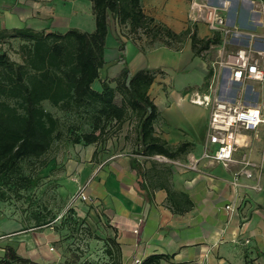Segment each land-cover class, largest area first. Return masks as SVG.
Instances as JSON below:
<instances>
[{
    "label": "crops",
    "instance_id": "1",
    "mask_svg": "<svg viewBox=\"0 0 264 264\" xmlns=\"http://www.w3.org/2000/svg\"><path fill=\"white\" fill-rule=\"evenodd\" d=\"M216 1L226 8L231 1L237 2ZM141 5L146 16L177 35L193 26L200 39L212 36L205 14L197 12L200 5L192 13L184 0H142ZM257 11L264 13V0H244L235 3L225 18L249 49L253 45L264 48L256 42L263 32ZM130 45L132 74L140 70L165 73L149 90L159 111L155 136L173 151L185 143L192 148L176 160L164 157L176 161L174 166L149 168L141 159L152 157L136 154L137 149L134 155H116L83 166L79 181L88 186L89 200L80 212L93 206L110 227L122 264H138L154 255L166 257L161 264H264V174L251 169L248 179L243 172H234L237 153L227 167L203 156L210 113L195 101L206 96L199 89L207 76L205 62L194 55L190 40L178 51L161 46L148 51ZM117 67L121 70L118 63ZM240 142L244 145L241 152L251 144L249 137ZM193 151L201 153L199 160H193ZM58 242L50 223L25 229L18 222L0 219V260L5 249L12 247L37 264H58Z\"/></svg>",
    "mask_w": 264,
    "mask_h": 264
},
{
    "label": "trees",
    "instance_id": "2",
    "mask_svg": "<svg viewBox=\"0 0 264 264\" xmlns=\"http://www.w3.org/2000/svg\"><path fill=\"white\" fill-rule=\"evenodd\" d=\"M95 17L92 33L71 29L65 34L35 31L31 28L0 30V44L8 40L29 42L30 55L24 64H18L6 53H0V95L19 98L23 102V117H15L0 107V201L11 198L22 200L26 193L38 187L40 178L27 171L25 165L45 156L52 144L60 140L63 131L60 122L44 112L41 103L49 100L56 107L73 113L87 115L91 122L90 132L69 137L73 145H96L104 142L113 123L122 126L132 115L138 120L137 153L143 157L163 156L176 160L192 148L181 144L174 151L155 136V123L159 111L149 96L160 70H140L132 74L128 44L133 36H144L149 45L163 46L169 50H180L185 41H191V50L201 57L214 46L223 43L220 33L209 39H200L195 27L177 35L166 26L145 15L142 0H89ZM112 26L125 28L122 37L117 35L119 47L117 63L120 72L112 79H101L100 71L106 65L107 40ZM179 48H174L175 44ZM134 54V53H132ZM34 72V78L29 73ZM213 77L208 71L205 83ZM100 82L101 91L93 89ZM115 85V86H113ZM46 165H43V168ZM37 227L49 224L38 214L34 216ZM117 244V243H116ZM119 259L114 264H122ZM109 254L113 256L110 251ZM164 255L150 256L140 264H161ZM0 264H37L21 257L12 247L5 249Z\"/></svg>",
    "mask_w": 264,
    "mask_h": 264
},
{
    "label": "rangeland",
    "instance_id": "3",
    "mask_svg": "<svg viewBox=\"0 0 264 264\" xmlns=\"http://www.w3.org/2000/svg\"><path fill=\"white\" fill-rule=\"evenodd\" d=\"M240 1L244 0H237V2ZM184 2L191 13L197 11L196 9L200 5L201 8L197 12H203L205 18L209 10H204L203 7L217 8L219 13L226 18L230 8L237 3L231 1L226 8L223 5L220 7L216 5L218 3L216 0H184ZM17 15L20 21H17ZM25 27L35 31H44L46 34H65L71 29L92 33L95 30L92 3L89 0H0V30ZM124 32L128 31L125 28L112 26L106 50V65L100 71L102 80L112 79L119 73L120 68L117 67L116 57L119 56L117 49L120 46L116 44V38L118 34L124 37ZM132 39L135 42L127 41L124 37L131 53L133 48L130 44L136 45L138 49L148 51L160 46L157 44L151 47L144 36L137 35ZM245 41L240 38H235L232 41L229 39L220 46L212 47L200 57L207 66V73L210 70H213V73L214 70L217 74L220 73L215 82L214 78H211L208 84H203L199 88L201 92H206V95H211L214 92L227 97L239 90L237 85L228 89L225 81L226 73L221 68L219 70L217 63L221 58H227L239 50H249ZM180 46L177 43L174 48ZM31 50L29 42L21 40H8L4 44H0V53H6L11 60L18 64L25 63ZM164 74V71L160 70L156 78ZM34 75V72L29 73L31 79L34 78ZM245 87L248 91L246 103L249 104H254L256 96L253 95L255 92L264 91V84L249 83ZM93 89L101 91L100 82H96ZM6 95L7 93L0 95L1 109L12 116L23 117V102L19 98L6 97ZM41 107L45 113L60 122L64 133L60 140H56L52 144L45 156L25 165L27 171L33 168V173L36 172L40 178L38 187L31 193H26L22 200L11 198L6 202L0 201V219L18 222L25 229H29L36 226L35 215L44 217L45 222L52 224L58 235L59 250L61 251V259L58 264H114L119 259V252L110 227L92 208L93 206L89 208L88 212H80L81 207L88 203L80 200L79 197V188L83 186L80 184L79 175L83 166L88 164L108 161L116 155H134L138 146V120L131 115L120 127L113 123L108 127L109 133L104 142L91 146L73 145L68 142L69 137L90 132L92 129L87 115L83 112L73 113L59 106L56 107L49 100L43 101ZM242 136L249 137L251 144L245 151L237 152L236 159L239 162L232 164L235 165L234 172H243L244 166L241 161L246 156L248 161L258 164V173L264 174L262 168L264 126L255 132L242 133ZM192 154L195 156L194 161L201 158V153L193 151ZM141 161L144 164L149 163L147 164L149 168L155 164L166 167L174 166L176 163V161L160 156L141 159ZM43 165L46 166L43 168ZM157 171L159 170L157 169ZM87 190L86 186V192ZM110 251L113 256L109 254ZM119 262L122 263V259Z\"/></svg>",
    "mask_w": 264,
    "mask_h": 264
},
{
    "label": "built area",
    "instance_id": "4",
    "mask_svg": "<svg viewBox=\"0 0 264 264\" xmlns=\"http://www.w3.org/2000/svg\"><path fill=\"white\" fill-rule=\"evenodd\" d=\"M202 9L209 10L206 17L207 25L212 34L220 33L224 43L229 39L232 41L242 36L241 33L227 26L226 19L219 13L217 8L203 7ZM259 12L256 13L259 14ZM259 15L261 17L262 36L259 38L253 37L256 40L258 39L256 42L264 46V13ZM217 65L219 70L221 68L223 72L228 73L225 80L228 89H232L237 85L239 90L227 97L212 92L211 95L197 99L195 103L205 107L210 113L207 143L203 156L227 167L235 162V154L244 146L240 142L242 137H245L242 136V133L255 132L258 128L264 126V96L260 92H255L253 95L256 96L254 104L246 103L248 91L245 87L249 83L264 84V48L257 49L253 45L249 50H239L236 54H231L224 59L221 58ZM219 76L220 73L217 74L214 70L212 77L214 82ZM210 146H215L216 150L212 151L209 148ZM241 163L244 166L243 174L251 179V169L259 168V166L248 161L246 156ZM263 163L264 152L262 155ZM86 186L83 185L79 188L80 200L85 202L88 200ZM227 209H231V207H227Z\"/></svg>",
    "mask_w": 264,
    "mask_h": 264
}]
</instances>
